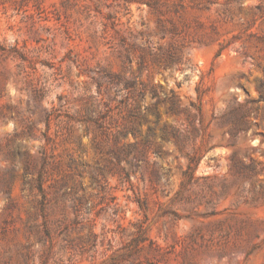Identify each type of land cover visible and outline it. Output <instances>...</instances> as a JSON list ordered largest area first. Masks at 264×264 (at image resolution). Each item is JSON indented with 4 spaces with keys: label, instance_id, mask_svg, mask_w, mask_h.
<instances>
[{
    "label": "rangeland",
    "instance_id": "1",
    "mask_svg": "<svg viewBox=\"0 0 264 264\" xmlns=\"http://www.w3.org/2000/svg\"><path fill=\"white\" fill-rule=\"evenodd\" d=\"M0 264H264V0H0Z\"/></svg>",
    "mask_w": 264,
    "mask_h": 264
},
{
    "label": "trees",
    "instance_id": "2",
    "mask_svg": "<svg viewBox=\"0 0 264 264\" xmlns=\"http://www.w3.org/2000/svg\"><path fill=\"white\" fill-rule=\"evenodd\" d=\"M127 59L132 62V58H130L129 56H127ZM170 61H175L173 56L170 55L169 56ZM103 79H105V82L110 85L112 88H116L117 92H123V91H127L129 93H131V88L134 87V83L130 80H127L126 78H123L120 75H108L107 77H104ZM101 82L98 81V86H101ZM130 95V94H129ZM127 96V99L130 98V96ZM140 97H142V94H140ZM155 97V96H154ZM163 104L166 106V114L169 115L170 117H175V116H180V115H184L186 116V119L189 121V123H192V115L188 112V108L184 107L181 108V106L178 103V100L176 99L175 95L173 94L172 96H165L164 98H158L156 103H154L152 105V107H145V110H149V112H153V114L156 117L155 120V126L158 127L160 121H161V116L160 113L158 111V107ZM191 107H193L196 111H198V113L202 114V108L198 107V106H194V104H190ZM153 109V110H152ZM129 117L134 120L135 122L137 121H141L144 116L141 113V108H139L138 106H134L131 107L129 109ZM105 118V114H102L100 117H94L92 114L89 117V120H85V122L87 123H92L94 124L95 128L98 129H103L104 128V124H103V120ZM248 118V115L246 114V112H243L241 114L237 113L236 109L231 108L229 111H227L226 113H224L220 118L218 123L219 124H227L231 127L232 130L235 131H241L243 130V124L246 122V119ZM49 121V120H48ZM201 122V120H200ZM89 130V128H88ZM150 132V136L154 137V130L151 128L149 130ZM161 134L163 139L165 140H173L174 143L180 147L183 143L182 140V133L175 130L172 127H169L167 124H164L163 128L161 129ZM98 147L100 148V145H98ZM134 147L133 144H129L126 150H123V155L125 156H131L132 155V151L131 149ZM158 154V153H157ZM138 161H144V159L138 158ZM132 164V163H130ZM129 177V174H128Z\"/></svg>",
    "mask_w": 264,
    "mask_h": 264
}]
</instances>
